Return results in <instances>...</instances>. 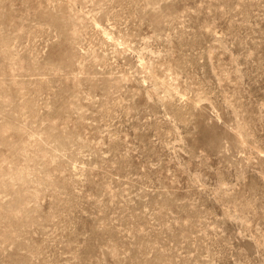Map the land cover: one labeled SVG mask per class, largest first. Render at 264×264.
<instances>
[{"label": "rangeland", "instance_id": "1", "mask_svg": "<svg viewBox=\"0 0 264 264\" xmlns=\"http://www.w3.org/2000/svg\"><path fill=\"white\" fill-rule=\"evenodd\" d=\"M0 264H264V0H0Z\"/></svg>", "mask_w": 264, "mask_h": 264}]
</instances>
